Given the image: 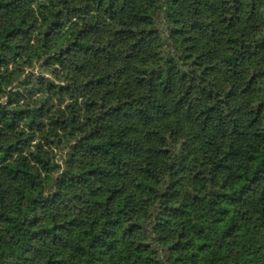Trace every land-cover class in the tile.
Masks as SVG:
<instances>
[{
    "label": "clouds",
    "instance_id": "9594fccd",
    "mask_svg": "<svg viewBox=\"0 0 264 264\" xmlns=\"http://www.w3.org/2000/svg\"><path fill=\"white\" fill-rule=\"evenodd\" d=\"M17 3L12 27L17 20L24 21L22 28L34 27L7 37L8 22L0 25V59L8 58L0 64V82L8 81L24 99L8 105L6 90L0 107L9 109V120L19 108L31 111L11 131L0 121V213L14 215L12 228L0 220V264H45L48 258H59L60 264H117L120 254L106 253L107 244L100 243L103 232H108L104 239L131 252L125 229L142 214L155 216L164 208L169 201L161 193L172 179L179 183L175 202L202 210L206 218L186 213L168 228V239L204 227L200 238L208 243L203 259L199 253L194 257L196 264H264V115L250 119L264 101V0ZM4 4L0 14L14 7L12 0ZM73 7L79 13L77 31L81 21L86 33L89 25L96 28L65 50L58 43L65 33L51 21L68 23ZM176 29L191 38L197 65L214 67L197 71L185 63L182 38L172 35ZM45 30L52 32L47 40ZM230 33L235 38L225 39ZM25 62L33 75L24 71ZM32 120L42 122L40 131L28 130ZM205 145H214V151ZM216 161L228 162L226 174L216 170ZM198 165L203 170L193 179ZM89 166L96 171L77 183L78 170ZM15 169L23 171L17 175ZM114 188L120 192L103 202ZM125 191L131 194L121 213L116 201ZM225 191L230 194L222 195ZM193 195L201 199L194 203ZM233 200L235 219L225 215L218 223L220 206ZM114 218L115 227L102 223ZM155 222L145 219L137 237L150 236ZM61 223L64 230L57 235L51 226ZM92 237L96 243L87 247Z\"/></svg>",
    "mask_w": 264,
    "mask_h": 264
},
{
    "label": "trees",
    "instance_id": "16d2710c",
    "mask_svg": "<svg viewBox=\"0 0 264 264\" xmlns=\"http://www.w3.org/2000/svg\"><path fill=\"white\" fill-rule=\"evenodd\" d=\"M12 3L14 5L13 8L8 9L4 14H0V25H3L4 23L8 22V31H7V37H13L14 35H22L29 32L31 28L34 26L29 24L28 28H22L19 25L23 24V20H17V26L12 27V24L10 22V18L13 15L17 14V10L19 7V4L17 3V0H12ZM0 6L6 7L4 4V0H0ZM73 16L70 19L68 23H66L64 20H55L53 19L51 21V26L55 29H59L61 33H65V35L61 36L58 43L64 44V49L71 48L73 45H76L78 40L82 41V38L86 35L91 34V29L96 28L95 24H91L88 26L89 32L86 33L85 27L83 22L81 21L79 30L77 31L75 29V19L77 17L78 9L73 7L71 9ZM59 15V12L57 13ZM172 35L179 36L182 38V42L184 43V53L182 55V59L185 63L191 64L194 67V70L197 71H205L207 72L210 67H214V65H203L198 66L197 65V59L198 57H195L191 51L192 48V40L191 38L180 29L174 30ZM52 36V32L49 30H45L43 33V38L47 40ZM234 34H229L228 37H225V39H234ZM5 47V52H7V47ZM19 48L20 46L17 45ZM16 57L20 56L19 52L15 53ZM37 57H33V64L36 63ZM8 62V58L5 57L4 59H0V64H4ZM42 65H47L49 61L46 59L41 62ZM40 70V67H37ZM36 68V69H37ZM24 71L28 72V76L33 75L31 71H29V66L27 65V62H25V69ZM28 79V77H25V81ZM251 79V78H250ZM257 86H259V81H257ZM63 87V85H61ZM7 90V92L11 93L8 98V105H12L13 103H19L22 102L24 99V96L22 93L16 91L13 92V88L9 84L8 81H2L0 82V98H2V94ZM260 103H264V101H260L256 104V111L252 112L250 119L255 121L258 116L264 115V110L260 108ZM41 108H43V105H40ZM211 108L205 109V111H210ZM31 110L26 107L19 108L18 110L12 112V118L9 120V109L0 107V121H7V128L11 131L19 127V122L22 121L25 117V114L30 112ZM202 119H207V117L202 116ZM42 126V122L38 123L36 120L29 121L28 130L32 131L35 127L36 131H40ZM23 136V133H21ZM20 140H16V144H20ZM9 149H12L13 145L8 146ZM93 150L97 147L96 144L92 145ZM205 149H211L214 151V145H205ZM162 152L167 153L168 148L164 147L161 149ZM10 159V157H9ZM216 170L221 174H226L228 171V162L225 161L224 163H221L220 161L215 162ZM258 167V164H257ZM203 170L202 165H198L197 167H194L192 170V178L196 179L200 176L201 171ZM255 168L253 169V178L255 174ZM15 173L18 175L20 172L23 171V169H15ZM82 173V176L77 179V183L80 182V179H86L87 177H90L96 169L92 166H89L85 169H79ZM13 180L16 179V175L12 177ZM180 179H183L181 176ZM115 183V181H113ZM145 186L149 185L148 180H144ZM140 186L139 181H137V187ZM179 188V183L176 179H172L171 182L168 185V189L163 191L161 193V199L169 201L165 204L164 208L157 212L155 216L148 215L145 217L143 214L140 216V219L135 224L129 225L125 232L127 233L128 239L132 242V249L131 252L128 250L121 249V245L117 242H109L106 239H104V236L108 235V232L105 231L102 234V237L100 238V243L103 246L104 244H107V247L104 248V251L108 254L113 253H119L116 257L117 264H138V261L146 262V264H196V261L194 260V257L197 256L199 253L201 256V259H203V256L206 251V245L208 243L207 240L201 239L200 237L203 236L204 233V227L197 228L196 232H188L187 234L184 231H179V237L177 239L170 240L168 239V236L165 235L168 228L170 226L175 225L178 218L182 220L184 215L187 213L191 217H195L196 215H200L202 217L206 218V214L202 210H193L190 211L188 206L181 207L180 204L175 202V193L177 192ZM153 189L149 187V192L145 193V196H148L149 193ZM113 192H120V188H114L112 192H108L103 197V202L112 201L113 200ZM131 193L128 191L120 193V196L117 198L116 205L119 206V212H123L124 208L122 205L127 201V197ZM230 193L228 191H225L222 195H229ZM201 199V197L193 195L192 200L193 202H198ZM97 202H101V198L97 197ZM36 201H33V204H35ZM54 203V202H53ZM238 207V201L233 200L232 202H225L220 206V210L217 215V222H221V217L227 215L229 218L235 219L233 208ZM153 209L151 206H149V213H151ZM256 219H259V213H257ZM14 219V215H8L5 216L3 213H0V220L3 221V226H7L8 228H12L13 224L12 221ZM145 219H147L148 222H151L153 219H155V223L152 224V234L150 236L141 235L140 237H137L136 233L140 232L143 228V224ZM252 217H248L247 220H252ZM38 218L33 217L32 221L30 223L35 224L37 222ZM246 222L243 218H241V223ZM69 225L72 224V220L69 219L67 221ZM93 224L95 221L92 222ZM104 225L111 224L113 227H115L118 224V220L115 218L112 221H108L105 219L102 221ZM193 227H196V225H193ZM206 227V225H205ZM52 229L55 230L56 234L58 235L60 231L64 230V224H53L51 226ZM229 228H235L236 233L239 234L241 231L240 228L236 227L234 224H230ZM0 230H2V227H0ZM43 231H49L48 228L43 229ZM36 232H33L32 239H35ZM93 243L87 245V247H92L93 244L96 243L97 238L92 237L91 238ZM52 241L55 244L56 243V235H53ZM28 249H25L27 251ZM107 259V257H106ZM45 264H60L59 258H48L45 262Z\"/></svg>",
    "mask_w": 264,
    "mask_h": 264
},
{
    "label": "rangeland",
    "instance_id": "374dc122",
    "mask_svg": "<svg viewBox=\"0 0 264 264\" xmlns=\"http://www.w3.org/2000/svg\"><path fill=\"white\" fill-rule=\"evenodd\" d=\"M39 71H40V70L37 68V69H36V72H39Z\"/></svg>",
    "mask_w": 264,
    "mask_h": 264
}]
</instances>
